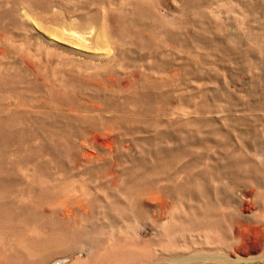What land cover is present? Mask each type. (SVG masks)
<instances>
[{
    "label": "rangeland",
    "instance_id": "374dc122",
    "mask_svg": "<svg viewBox=\"0 0 264 264\" xmlns=\"http://www.w3.org/2000/svg\"><path fill=\"white\" fill-rule=\"evenodd\" d=\"M103 31L115 43L102 45ZM212 128L220 134L201 133ZM234 131L264 142V0H0V264H27L23 240L70 241L87 228L78 207L133 208L137 196L153 205L152 176L190 162L177 180L196 175L199 141ZM171 195L180 212L183 193ZM262 201L232 202V220L264 221ZM130 224L151 237L144 214ZM57 250L46 264H75Z\"/></svg>",
    "mask_w": 264,
    "mask_h": 264
},
{
    "label": "bare ground",
    "instance_id": "6f19581e",
    "mask_svg": "<svg viewBox=\"0 0 264 264\" xmlns=\"http://www.w3.org/2000/svg\"><path fill=\"white\" fill-rule=\"evenodd\" d=\"M98 8L103 10L105 7L101 6ZM97 22L96 20H90L91 24H99ZM69 31L72 35L80 36V34H77V31L72 30V28H70ZM100 33L105 38L104 44L102 45L115 43V41H111L107 38L106 32L103 31ZM214 110H212L214 112V114H212L219 121L230 119L225 117L226 115L223 116L224 114H222L223 112L221 110ZM174 112L177 113L179 111ZM174 112L170 111V113ZM187 114H189V112L182 111L177 113L176 117H184ZM201 118L203 119V116ZM212 120L206 116L204 120H201L200 126L202 123L203 126H205ZM223 122L224 121H222V123ZM195 126L199 130V127H197V125ZM204 129H202L201 133L205 135V137L206 133L215 134L218 130L212 128L213 130L210 129L206 131ZM262 131L263 130H261V132ZM217 133L220 134L219 132ZM217 133L216 135H218ZM258 135V132H253L252 135H250L252 137L249 138L250 136L246 135L244 131H234V139L231 140L230 138L232 136H229L230 138L228 137V140H230H227L228 142H220L223 139L215 142L216 137H214L215 140L213 139V142L210 141V145L206 144L207 141L203 142L202 139L200 141L197 139L202 145V147L199 145L202 151L199 153L196 152L198 157L195 156L196 153L193 156V158L195 157V159H197L195 162L197 165L195 166L199 167L196 170L198 171L197 174L195 175V173H193L195 177L191 174L192 176L190 177L186 176L189 178L185 179V177H183L184 179L182 178L180 181L177 180V177H180L179 172L189 169L191 160L182 162H190V164H182V169H179L180 167L178 168L179 170L175 168L178 171L174 170L175 172L171 174L168 172H172V170L166 171L167 174H165L166 172L162 174L163 172L161 173L160 171L165 170H159L160 167L158 171L162 175L157 176L156 172L153 171L156 175H150L152 176L150 184L154 191H151L148 197V200H150L153 205L148 204L147 201L137 196L138 198L136 197L135 200L133 199V201H135L133 208L117 207L115 203L114 205L111 203L115 207L109 206V208L105 205L104 207L97 206L96 203V207L91 205L92 207L80 208L78 205H83L80 201H78L79 204L76 203L78 204V210L77 208L76 210L72 208L74 211L72 209L69 210L67 207L68 210L64 208L63 210L66 209L65 211H69V215L71 213L70 211H73L75 216L78 215L84 220L87 224V228H84L81 232L78 231V234H76L77 232L74 233L76 235H73L70 241H58L50 245H56L58 247L57 253L62 254L63 258L66 257L68 253L72 254L76 260L75 264H254V262L257 261L259 262L258 264H264V221L261 220L256 224L247 225L242 220L233 221L231 213L229 212L232 202L235 201V203H238L241 207L240 211L248 207L252 208V204H255L257 199L261 196L263 200L262 203L264 204V194H261L259 190L261 188L262 178L264 177V142L261 143L258 141ZM198 137H200V134ZM210 138L211 137L208 136L206 139ZM203 139L205 140V138ZM242 151H245L244 153L248 155V157L245 158ZM189 153H193V150L189 151ZM209 160L211 163L208 162ZM192 162L194 165V161ZM196 171L194 170V172ZM245 173L249 178V182L252 184H250V186L244 181L246 180V176H244ZM122 175H124V173ZM240 176L243 178L242 181L239 180ZM234 179H236L237 182H235ZM236 183H239L238 185L242 184L244 189L236 191ZM254 183L257 184V189L254 188ZM175 190L180 191L184 196L182 197L184 200L181 199L184 202H181L182 205L184 204V208H182L180 212H174L169 208L171 201L169 197L172 196L171 193ZM184 194L187 195V197ZM185 197L187 200H185ZM115 198L116 197H114L113 200H115ZM12 201L10 202L9 200L10 203H12ZM95 201L97 202V200H94V202ZM107 202L110 203V200ZM90 203L93 204L92 202ZM98 203L100 202L98 201ZM7 204L10 205L8 202ZM13 204L17 205L15 202L12 203V205ZM21 206L22 204L19 205L20 210L25 207ZM222 206H224V208H222ZM14 207L17 208V206ZM143 214L148 218V225L146 228L151 234V237L148 238L142 235L137 228H132L130 224L133 217L140 218ZM73 218L71 217L72 221ZM78 218L76 221L79 220ZM74 222L75 221H73V223ZM79 223L78 225L82 224V222ZM105 227L109 228L108 232L105 230L107 229ZM130 227L136 231L132 230L133 233L131 232L130 234ZM247 232L249 234L252 233L254 238L250 239ZM75 237L78 242H80L78 246V242L74 240L76 239ZM12 240V236H10L8 245L13 243ZM23 241L26 242V240ZM23 241H21L22 245H20V249H24L21 250L27 254V264H46V259L51 254L46 255L45 253L50 245H39V247L35 248L34 246H37L39 241H36V243L33 240L31 244L29 239V241H27L28 243L26 242L28 244L26 247ZM229 241H231V243H228ZM255 242L257 246H251ZM12 245L14 246L15 244ZM29 245L34 248L28 249V247H30ZM10 247L12 248V246ZM255 250H258L260 254L253 256L252 252H255ZM82 254H85L83 259L81 258Z\"/></svg>",
    "mask_w": 264,
    "mask_h": 264
}]
</instances>
